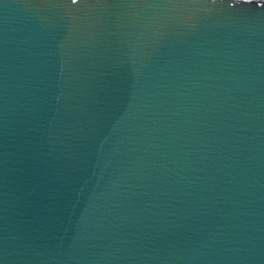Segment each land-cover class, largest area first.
Returning a JSON list of instances; mask_svg holds the SVG:
<instances>
[{
  "label": "water",
  "instance_id": "water-1",
  "mask_svg": "<svg viewBox=\"0 0 264 264\" xmlns=\"http://www.w3.org/2000/svg\"><path fill=\"white\" fill-rule=\"evenodd\" d=\"M0 264H264V0H0Z\"/></svg>",
  "mask_w": 264,
  "mask_h": 264
}]
</instances>
